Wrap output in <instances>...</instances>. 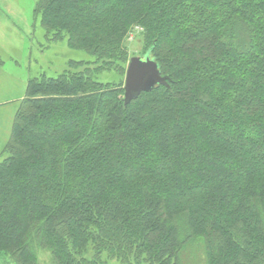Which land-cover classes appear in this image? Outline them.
<instances>
[{"label":"trees","instance_id":"obj_1","mask_svg":"<svg viewBox=\"0 0 264 264\" xmlns=\"http://www.w3.org/2000/svg\"><path fill=\"white\" fill-rule=\"evenodd\" d=\"M34 14L85 57L29 81L0 161V260L185 264L200 244L205 264H264V0H37ZM137 26L170 88L125 106Z\"/></svg>","mask_w":264,"mask_h":264},{"label":"rangeland","instance_id":"obj_2","mask_svg":"<svg viewBox=\"0 0 264 264\" xmlns=\"http://www.w3.org/2000/svg\"><path fill=\"white\" fill-rule=\"evenodd\" d=\"M36 2L37 0H0V55L5 57L3 60L10 61L7 65L29 79L39 78L42 74L54 76L65 69L68 60L85 57L84 54L69 50L65 42L52 43L44 39L45 32L34 14ZM143 33L140 26L128 33L126 49L130 59L143 57L147 47ZM121 79L119 72H108L102 78L103 81L115 83ZM7 157L8 154H4L0 161ZM199 246L197 244L186 249L182 259L185 264H205L204 249ZM192 253L197 256L199 254V259H195ZM48 259L50 255H45L43 264H49ZM5 263L6 259L0 260V264ZM109 264L121 263L111 261Z\"/></svg>","mask_w":264,"mask_h":264},{"label":"crops","instance_id":"obj_3","mask_svg":"<svg viewBox=\"0 0 264 264\" xmlns=\"http://www.w3.org/2000/svg\"><path fill=\"white\" fill-rule=\"evenodd\" d=\"M4 58L0 55V159L10 140L15 117L26 97L30 81L24 74L7 65L10 61Z\"/></svg>","mask_w":264,"mask_h":264},{"label":"water","instance_id":"obj_4","mask_svg":"<svg viewBox=\"0 0 264 264\" xmlns=\"http://www.w3.org/2000/svg\"><path fill=\"white\" fill-rule=\"evenodd\" d=\"M170 78L163 76L150 52L143 57H132L127 65L124 80V104L130 105L143 93H149L158 86L170 88Z\"/></svg>","mask_w":264,"mask_h":264}]
</instances>
